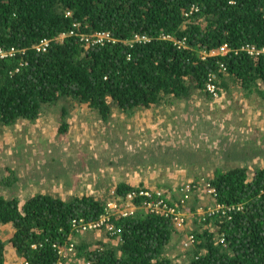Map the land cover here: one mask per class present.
I'll return each instance as SVG.
<instances>
[{
	"label": "trees",
	"instance_id": "obj_1",
	"mask_svg": "<svg viewBox=\"0 0 264 264\" xmlns=\"http://www.w3.org/2000/svg\"><path fill=\"white\" fill-rule=\"evenodd\" d=\"M96 32L110 33L115 42L86 46L84 35ZM42 40L49 42L45 51L36 48ZM224 44L264 47V0H0V47L17 51L0 59V123L36 121L43 105L62 99L86 104L108 122L115 109L151 108L167 97L189 100L222 63L248 93L264 98V54L203 56ZM66 115L63 109L61 132L69 127ZM15 180L2 185L11 188ZM207 181L216 202L231 211L222 219L194 215L200 224L191 231L189 264H264V167L253 175L242 165L216 169ZM139 188L147 187L123 181L117 192ZM104 212V202L92 195L65 200L39 193L23 204L15 194L0 195V223L12 224L10 240L27 264H58L61 248L71 244L89 264H181L166 255L177 232L172 220L144 210L113 217L122 229L119 244L76 245L74 224L95 222Z\"/></svg>",
	"mask_w": 264,
	"mask_h": 264
},
{
	"label": "rangeland",
	"instance_id": "obj_2",
	"mask_svg": "<svg viewBox=\"0 0 264 264\" xmlns=\"http://www.w3.org/2000/svg\"><path fill=\"white\" fill-rule=\"evenodd\" d=\"M221 78L218 96L201 90L189 100L167 97L151 108L115 109L108 122L86 104L62 99L43 105L36 121L0 123V195L15 194L21 204L39 193L65 200L92 195L105 204L112 198L111 190L117 191V185L128 180L135 187L162 185L170 191L168 198L179 203V186L195 183L201 191L191 192L186 205H175L192 214L194 223L200 217L194 215L204 212L200 205L210 208L215 200L202 192L204 181L216 169L242 165L253 175L264 167V98L248 93L234 76L225 73ZM63 109L69 123L65 132L60 131ZM168 175L179 176L177 187ZM14 177L11 188L2 185ZM100 230L82 234L76 230L71 240L77 245L80 240L95 243L111 238ZM14 231L11 223H0L5 264H25L10 240ZM185 231L174 234L166 255L189 264L193 248L183 246ZM69 247L62 248L59 264L87 263L84 257L70 254Z\"/></svg>",
	"mask_w": 264,
	"mask_h": 264
},
{
	"label": "built area",
	"instance_id": "obj_3",
	"mask_svg": "<svg viewBox=\"0 0 264 264\" xmlns=\"http://www.w3.org/2000/svg\"><path fill=\"white\" fill-rule=\"evenodd\" d=\"M70 14V13H68ZM73 32H71L72 34ZM64 37V35H62ZM137 40L145 39L147 40L146 36H137ZM84 43L86 46H95V45H105L106 42H115V40L111 37L110 33L108 32H96L88 35H84L83 37ZM49 46L48 40H42L37 46V50L45 51ZM240 50L248 51L251 55H259L264 54V47L258 49L256 46H242L241 48H234L231 49L227 44H224L216 49H213L206 53L207 56H214V55H228L230 52L238 53ZM16 50L11 48L10 50L3 49L0 47V59H4L7 57L15 56ZM222 69L225 70L224 64H221ZM221 80L217 72H213L209 75L208 80L206 82V92L213 96H218L219 92L221 91ZM205 186H203V191L210 196L216 197V189L212 187L208 181H204ZM195 185L193 183H187L181 185L178 191L182 193L180 202H186L189 198L191 192L194 191ZM110 196V195H109ZM111 197L109 198L107 203H105V212L100 217L99 220L95 222H80L75 223V229L80 233H87L91 232L92 230H105L110 235H117L119 240H121V232L122 229L115 225L112 222L113 217H127L131 215H135L137 211L144 210L146 213H157L162 214L169 217L175 227L177 229H181L187 222V214L184 211L176 209L178 204L180 203H170L168 192L163 189H148V188H139L136 191H132L127 193L126 195H120L118 192L113 189L111 190ZM141 198L139 204H136L135 199ZM122 205L124 207H122ZM177 205V207L175 206ZM231 211V207H226L224 205H216L215 208L209 209L207 211L208 215H222L221 217H228L229 212ZM194 237L190 236L185 241V246H190L194 241ZM74 244H71L69 247L70 254H75V247ZM63 250L61 248L60 255L62 258ZM61 261V259H60ZM59 261V262H60ZM25 264L27 262L24 260ZM59 264V263H58ZM86 264H89L87 262Z\"/></svg>",
	"mask_w": 264,
	"mask_h": 264
},
{
	"label": "clouds",
	"instance_id": "obj_4",
	"mask_svg": "<svg viewBox=\"0 0 264 264\" xmlns=\"http://www.w3.org/2000/svg\"><path fill=\"white\" fill-rule=\"evenodd\" d=\"M220 47V46H219ZM218 48V47H217ZM214 49H216V48H214ZM232 49V48H231ZM213 50V49H212ZM211 51V50H210ZM206 53H208V52H202V54H203V56H207V55H205ZM215 56H222V55H214V57ZM212 57V56H211ZM222 64H224V63H222ZM224 66H225V64H224ZM215 72H217L218 73V75H219V73L221 74V76L219 75V77H220V80H221V84H222V75L223 74H228L227 73V68H226V66H225V70L224 69H222V67H221V64H220V67H219V69L217 70V71H215ZM221 86V85H220ZM205 90V89H204ZM206 91V90H205ZM207 180H209V179H207ZM207 180H205V181H207ZM180 187V186H179ZM215 199V201H216V197L214 198ZM187 204V203H186ZM216 205H221V204H218L217 202H216V204H215V206L213 207V208H215L216 207ZM207 208L205 209V212H203V213H201L200 215H208V213H207ZM191 215V218H193V215L192 214H190ZM190 215L188 216L187 215V222H186V224L184 225V227H182L181 229H177L176 227H175V224H174V227H175V229H176V231L177 232H184V230L186 229V231H185V233H186V235H185V241H186V239L188 238V237H190V236H193L194 237V235L191 233V231L193 230V228H194V223H193V226H192V229H191V231H189V230H187L188 228H187V225H188V222H189V218H190ZM216 216V215H215ZM219 216V219H222L223 217H221L222 215H218ZM192 221H193V219H192ZM173 222V221H172ZM208 226H210V227H212L213 225L212 224H206V226L205 227H208ZM176 232V233H177ZM117 239H119V238H117ZM120 242H121V240H119ZM185 241H184V243H185ZM194 242L188 247V246H185V244L183 243V246L185 247V248H190V247H192V248H194L195 247V241H196V238L194 237V240H193ZM176 262H178L177 260H175ZM179 263H181V262H179ZM190 263V262H189ZM182 264V263H181ZM187 264V263H186Z\"/></svg>",
	"mask_w": 264,
	"mask_h": 264
},
{
	"label": "crops",
	"instance_id": "obj_5",
	"mask_svg": "<svg viewBox=\"0 0 264 264\" xmlns=\"http://www.w3.org/2000/svg\"><path fill=\"white\" fill-rule=\"evenodd\" d=\"M169 177L168 178H170V180H171V182L173 183V186H178V184H179V181L177 180L178 179V175H175V176H171V175H168ZM211 177L212 176H210V179H211ZM127 183H129V181L127 180ZM150 184L151 183H145V187H147V188H153V189H155L154 187H152V186H150ZM183 185V184H182ZM166 186V185H165ZM181 186V185H180ZM157 187V186H156ZM159 188H163V189H165L162 185H161V187H159ZM202 189V188H201ZM201 189L200 190H196V189H194V192H196L197 193V191H201ZM167 192H170L168 189H165ZM195 193V194H196ZM194 194V193H193ZM199 194H200V192H199ZM202 194L203 195H205V193H204V191L202 192ZM207 196V195H206ZM203 198H204V196H202ZM180 198H181V195H180ZM180 198H179V200H180ZM200 201H202V200H200ZM186 203H187V201H186ZM215 204H216V201L214 200V201H212L211 202V207L210 208H207V210H209V209H212L214 206H215ZM201 210H204V212H205V209L203 208V205L201 206L200 205V207H199ZM203 213V212H202ZM199 214H201V213H199ZM192 226H193V223H192V218H191V215H190V218H189V222H188V225H187V230H189V231H191V229H192ZM100 231H104L103 229H101ZM98 234V233H97ZM176 234H180V232H177ZM113 239L117 242H115V241H113ZM106 240H109V241H111L112 243H114V244H119V239H117V238H110V239H107V238H105L104 239V241H106ZM17 252V251H16ZM73 254V253H72ZM75 255V254H74Z\"/></svg>",
	"mask_w": 264,
	"mask_h": 264
}]
</instances>
